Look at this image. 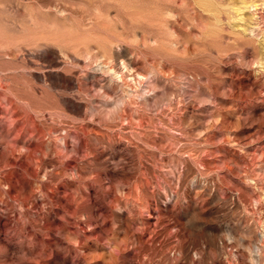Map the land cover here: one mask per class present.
<instances>
[{"label":"rangeland","instance_id":"374dc122","mask_svg":"<svg viewBox=\"0 0 264 264\" xmlns=\"http://www.w3.org/2000/svg\"><path fill=\"white\" fill-rule=\"evenodd\" d=\"M0 264H264V0H0Z\"/></svg>","mask_w":264,"mask_h":264},{"label":"bare ground","instance_id":"6f19581e","mask_svg":"<svg viewBox=\"0 0 264 264\" xmlns=\"http://www.w3.org/2000/svg\"><path fill=\"white\" fill-rule=\"evenodd\" d=\"M209 4V3H208Z\"/></svg>","mask_w":264,"mask_h":264}]
</instances>
